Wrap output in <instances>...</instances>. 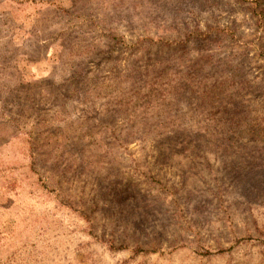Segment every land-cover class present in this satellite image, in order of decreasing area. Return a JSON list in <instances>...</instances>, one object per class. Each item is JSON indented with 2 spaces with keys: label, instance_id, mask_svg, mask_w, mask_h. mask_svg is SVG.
<instances>
[{
  "label": "rangeland",
  "instance_id": "374dc122",
  "mask_svg": "<svg viewBox=\"0 0 264 264\" xmlns=\"http://www.w3.org/2000/svg\"><path fill=\"white\" fill-rule=\"evenodd\" d=\"M0 264H264V0H0Z\"/></svg>",
  "mask_w": 264,
  "mask_h": 264
},
{
  "label": "trees",
  "instance_id": "16d2710c",
  "mask_svg": "<svg viewBox=\"0 0 264 264\" xmlns=\"http://www.w3.org/2000/svg\"><path fill=\"white\" fill-rule=\"evenodd\" d=\"M138 251H142V250H138Z\"/></svg>",
  "mask_w": 264,
  "mask_h": 264
}]
</instances>
